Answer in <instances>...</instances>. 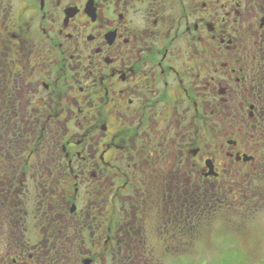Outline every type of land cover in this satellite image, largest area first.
Segmentation results:
<instances>
[{"label":"flooded vegetation","instance_id":"obj_1","mask_svg":"<svg viewBox=\"0 0 264 264\" xmlns=\"http://www.w3.org/2000/svg\"><path fill=\"white\" fill-rule=\"evenodd\" d=\"M264 178V0H0V264H157Z\"/></svg>","mask_w":264,"mask_h":264},{"label":"rangeland","instance_id":"obj_2","mask_svg":"<svg viewBox=\"0 0 264 264\" xmlns=\"http://www.w3.org/2000/svg\"><path fill=\"white\" fill-rule=\"evenodd\" d=\"M262 184V185H261ZM262 197L253 210L226 212L204 227L200 241L184 257L157 259V264H264V178Z\"/></svg>","mask_w":264,"mask_h":264}]
</instances>
